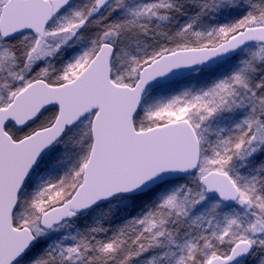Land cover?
Masks as SVG:
<instances>
[{"label": "snow or ice", "instance_id": "obj_1", "mask_svg": "<svg viewBox=\"0 0 264 264\" xmlns=\"http://www.w3.org/2000/svg\"><path fill=\"white\" fill-rule=\"evenodd\" d=\"M0 264H264V0H0Z\"/></svg>", "mask_w": 264, "mask_h": 264}]
</instances>
